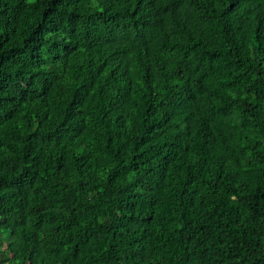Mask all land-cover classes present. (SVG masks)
I'll return each mask as SVG.
<instances>
[{
	"label": "trees",
	"instance_id": "trees-1",
	"mask_svg": "<svg viewBox=\"0 0 264 264\" xmlns=\"http://www.w3.org/2000/svg\"><path fill=\"white\" fill-rule=\"evenodd\" d=\"M0 264H264V0H0Z\"/></svg>",
	"mask_w": 264,
	"mask_h": 264
}]
</instances>
